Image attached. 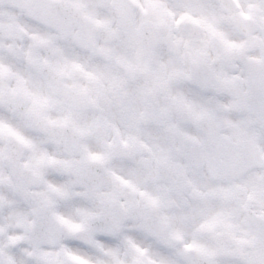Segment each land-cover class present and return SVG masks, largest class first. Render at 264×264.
Listing matches in <instances>:
<instances>
[{
    "label": "snow or ice",
    "instance_id": "1",
    "mask_svg": "<svg viewBox=\"0 0 264 264\" xmlns=\"http://www.w3.org/2000/svg\"><path fill=\"white\" fill-rule=\"evenodd\" d=\"M0 264H264V0H0Z\"/></svg>",
    "mask_w": 264,
    "mask_h": 264
}]
</instances>
